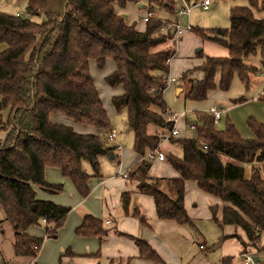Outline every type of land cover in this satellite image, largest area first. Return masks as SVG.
<instances>
[{"label":"trees","instance_id":"trees-1","mask_svg":"<svg viewBox=\"0 0 264 264\" xmlns=\"http://www.w3.org/2000/svg\"><path fill=\"white\" fill-rule=\"evenodd\" d=\"M16 1L25 3L27 18L0 12V45L6 47L0 52V132L6 133L0 139V222H8L12 228L14 254L35 259L44 239L29 236L27 230L43 225L45 220V239H55L70 212L67 207L37 198L36 189L48 194L62 191L61 184L45 181L44 169L60 170L80 197L86 198L89 179L99 175V159L113 152L105 137L112 128L110 119L89 68L93 61L102 70L107 59L112 60L114 69L105 77V84L111 89L122 88L121 94L111 97L110 105L117 115H125V125L133 136V152L141 158L129 177L136 180L141 194L153 198L158 219L193 227L184 195L185 183L194 182L200 191L222 203L220 221L216 209L210 210L219 229H240L246 241L236 235L230 237L237 238L241 248L249 244L257 253H264V248L256 246L264 233V166L262 172L255 169L250 177H245L241 166L264 163V123L249 117L247 128L252 138L244 139L230 121L218 131L212 116L198 112L192 137L169 139L180 148L181 156L168 153L166 161L180 177L147 178L152 163L145 157L160 148V135L173 126L167 121L163 92L175 54V23L158 18L154 6L174 15V0H146L150 17L143 32L127 25L125 17L115 12V6L124 9L139 0ZM246 1L247 7L230 8L227 29L190 31L225 47L228 57L199 54L204 60L199 68L202 79L194 82L182 78L184 100L203 102L210 91L227 92L235 75L249 90L252 78L264 72V18L255 16V11L264 12V0ZM30 16L44 20L36 23ZM250 58L260 59L258 68L246 65ZM257 101L264 110V90ZM54 115L101 135L78 134L69 126L51 123ZM84 162L92 176L83 171ZM128 205L129 194L124 193L121 206L125 212ZM134 216L145 224L137 213ZM75 235L103 240L107 230L101 220L87 215ZM126 237L137 247L139 259L163 264L147 243ZM246 253L242 250L240 256ZM231 263L229 257L218 262ZM0 264H4L1 259Z\"/></svg>","mask_w":264,"mask_h":264},{"label":"crops","instance_id":"crops-1","mask_svg":"<svg viewBox=\"0 0 264 264\" xmlns=\"http://www.w3.org/2000/svg\"><path fill=\"white\" fill-rule=\"evenodd\" d=\"M141 1H143L141 8H138L137 4H128L124 9H119L115 6L116 14L124 16L126 24L134 25L138 32H143L145 30V18L148 13L147 2H144V0ZM137 9L139 11H137ZM140 10L143 12H140ZM125 12H127V15H123ZM155 15L157 16L156 12ZM178 18L180 17H177V19ZM186 20L187 24H189L190 17L186 18ZM187 33L188 32H184L183 35ZM183 35L178 40H181ZM189 41H196V45L201 46V49L195 52V54L185 56L184 58L177 54V50L175 51L174 56L169 62L167 74V79H174L175 82L167 85L163 92V99L167 111L171 115L177 117L175 128L178 131V136L174 139L190 138L186 136L187 130L190 131L187 124L196 121L195 113L201 112L200 106L204 103L210 104L207 109H204V112H208L211 108H217L222 112L221 119L223 117L227 118V114L236 108L249 105L258 106V104L262 106L257 100L260 93L264 90V82L261 78H258V76L252 79V85L249 90L245 89L244 85L235 75L230 89L234 88L236 90L234 93L231 90L226 94L227 97H219L221 91L214 90L208 93L207 101L205 100L206 102L184 100L185 82L182 78L185 76V80H192L194 82L202 79L199 68L203 65L204 60L198 57L199 54L211 58L228 57V51L225 47L200 38L196 39L190 37V39L185 40V43ZM5 49L6 47L4 45H0V52ZM178 49L180 50V46H178ZM247 63L258 68L260 59L252 58ZM106 66H108L107 70H105ZM89 68L93 82L100 95L97 82L105 84L104 79L113 71L114 64L112 60L107 59L103 69L99 70L96 64L90 61ZM219 78L220 75L218 73L215 77L216 84H218ZM236 84L238 86H236ZM110 90L111 94H109L108 97L109 101L112 96L122 93L121 87L115 89L110 88ZM212 96L215 101H210L209 97ZM240 98H243L241 103L235 102ZM187 114L190 115L189 122L186 119ZM183 118L184 121H182L183 124L181 125V120H183ZM62 119L64 120L67 118L54 115L50 117V122L69 126L78 134L101 135L99 131L92 128L72 125L70 119H67L69 124L62 123L60 121ZM112 128L115 129L114 126H112ZM115 131V139L108 142V146L113 149V152L109 156H104L99 159L100 172L97 177H91L89 179V194L86 198L80 197L73 184L62 176L60 170L49 167L44 169L45 181L51 185L61 184L62 191L59 194H48L36 189L37 198L67 207L70 209V212L63 226L57 231L55 239H45L43 225L34 226L27 230L26 233L29 236L37 239H44L41 249L35 259L18 257L14 254L12 228L8 222H0V259L4 264H10L13 261L16 262V264H157L139 259L137 247L134 242L126 236H131L147 243L158 254L163 264L180 263L176 256V251L172 249L173 244L176 242L177 237L183 238L184 236H189V234L185 226L179 225L171 220L158 219L153 198L141 194L137 189L136 180L129 177V175L135 171L141 158L132 150L130 154L124 153L123 147L121 146V133L118 132V129H115ZM159 133H162V131ZM5 137L6 133L0 132V139H4ZM112 143H114L113 147L109 145ZM160 150L167 151L176 157L181 156V150L178 149V146L169 141L164 142L160 146ZM163 153L166 154L165 152ZM111 156L113 157L112 159ZM118 159V163L114 166V160ZM102 165L103 167L108 165L112 168L106 173L108 168H101ZM103 169L105 170L103 171ZM83 171L92 176L91 169L89 173L88 170L86 171L83 169ZM123 174H125L127 178H123ZM179 177L180 174L170 167L166 161L152 163L147 175L149 179H176ZM124 193L129 194L127 212H125L121 206V199ZM184 207L189 218L193 222V228H195L196 225L197 227L204 225V222L212 221L211 208L216 209V218L218 221L221 220L222 203L218 199L200 191L194 182L185 183ZM135 213L144 219V225L134 216ZM87 215L102 221L103 228L107 230V235L103 240H99L97 237H79L75 235L76 228L82 224L83 218ZM229 227L232 228L231 226H226L219 229L222 235H224L221 250L224 248L226 250H231L221 251V259L231 255H239L242 251L241 245L230 237L233 236L231 232H225L224 228ZM5 234L9 239L5 237ZM258 245L259 248L264 247V244L260 245L259 242ZM66 252H69V255H66ZM204 264L210 263L206 261Z\"/></svg>","mask_w":264,"mask_h":264},{"label":"rangeland","instance_id":"rangeland-1","mask_svg":"<svg viewBox=\"0 0 264 264\" xmlns=\"http://www.w3.org/2000/svg\"><path fill=\"white\" fill-rule=\"evenodd\" d=\"M145 1L146 0H144V2ZM188 1L194 2L196 0H188ZM210 1H211V6L208 11H203L200 8H195L192 11L190 15L189 24L194 29H202V30L227 29L229 27L228 20H229L230 8L235 7V6H242V7L248 6V3L246 0H237L233 2L230 0H210ZM137 4H143V1L139 0ZM173 4H175L174 7H175V13H176L178 8L181 6V3L179 0H174ZM147 6H148V3H147ZM154 8H156L155 12L158 18H160L161 20L169 21L175 24L177 23V25L182 28L187 25L186 18L180 17L177 19V16L175 15V13L174 15H170L169 13L165 11L163 12L162 10L157 9L156 5L154 6ZM141 10H145V9H141ZM141 10L140 12H143ZM137 11L139 10L137 9ZM0 12L6 15H10V16H15V14H17V16L19 15L22 18L28 17L25 12V3L18 2L16 0H0ZM123 15H127V12H125ZM255 16L258 18H264V12L255 11ZM29 18L31 19V21L36 22V23L43 22L44 20L42 17H36V16H30ZM190 37L199 39L198 36L194 34V32H188L187 34H184L181 40L175 39L176 43L174 44V50L175 51L177 50V54H179L183 58L185 56H191L195 54V52L201 49V46L196 45V41H189L188 43H185V40L190 39ZM178 46H180V50L178 49ZM251 59L252 58L248 59V61H250ZM246 65L254 67L248 64L247 62H246ZM107 69H108V66H106L105 70ZM258 78H261V80H263L264 82V73L261 76H258ZM97 86H99L100 98L102 99L104 108L106 109L108 113L111 126H114L115 129L116 130L118 129V132L121 133V140H122L121 146L123 147L124 153L130 154L131 150L133 151L132 149L133 136H132V132L129 131L125 125V115L124 114L117 115L111 108L110 101L108 99L109 94H111L110 88L107 85L103 83L100 84L98 82H97ZM236 86L238 85L236 84ZM185 89H186V86L184 87V91ZM231 90L234 93L236 89L229 88L227 92H221L220 96L219 95L218 96L227 97L226 94H228ZM209 99L210 101H212L213 96L209 97ZM209 105L210 104H205V103L202 104L200 106L201 107L200 111L207 114L208 112H204V109H207ZM189 114H187V118H186L188 122L190 121ZM4 116L6 117L7 114H4ZM60 117L64 118V116H61V115ZM249 117L254 118L259 123H264V110L262 106L258 104V106L249 105V106H245L242 108H236L227 114V118L223 117L221 121L217 122L215 124V127L218 131H221L224 129L226 121H230L236 127L237 131L239 132L242 138L251 139L252 135L247 128V120ZM60 121L62 123L69 124V121L67 119H64V120L62 119ZM182 121H184V118L183 120H181V125L183 124ZM71 124L75 126H79L73 123V121ZM153 131H154V128H151L149 132L153 133ZM193 133L194 132L187 130L186 136L192 137ZM109 145L113 147L114 143L109 144ZM178 149L180 148L178 147ZM162 152H165L166 153L165 155L168 154L167 151H162ZM118 161L119 159L114 160L113 162L115 164L114 166H116ZM233 164L236 166L241 165L237 162H233ZM241 166L243 167L245 171V177H250V175L255 169H258L262 172L264 163L241 165ZM82 168L86 171L88 170V173L90 172V166L87 162H84L82 164ZM101 168H108L106 172L108 173L109 169L112 167L108 165L103 167L102 165ZM104 170L105 169H103V171ZM262 177L264 178V175H262ZM185 228L189 236H184L183 238L177 237L176 242L173 244V248H172L176 251L175 252L176 256L178 257L180 261V263L178 264H204L206 261H208L210 264H217L221 259L220 257L221 251H231L230 249L226 250L225 248L221 250L222 242L224 241L223 239L224 235H222L221 231L219 230V227H217L215 222L208 221V222H204V225H201L198 227L196 225L195 228L191 226H185ZM224 230L225 232H231V235H236L240 239L245 241V236L240 229L235 228V227H232V228L229 227V228H224ZM5 237H6V234H5ZM6 238L9 239L8 237ZM233 239L236 240L240 244L237 238H233ZM258 242L260 243V245L264 244V234L263 233L261 234ZM256 246L258 249L264 248V247L259 248L258 243L256 244ZM242 250L243 252H249L253 254L254 257H257L258 264H264V253L262 254L257 253L256 249H253L249 244L246 245L244 248H242ZM239 255L228 256L229 258H232L231 264H242V258L239 257ZM10 264H16V262L13 261Z\"/></svg>","mask_w":264,"mask_h":264},{"label":"built area","instance_id":"built-area-1","mask_svg":"<svg viewBox=\"0 0 264 264\" xmlns=\"http://www.w3.org/2000/svg\"><path fill=\"white\" fill-rule=\"evenodd\" d=\"M181 3V6L178 8L177 12H176V16L177 17H186L189 18L190 14L192 12V10H194L195 8H200L203 11H208L209 7L211 5V1L210 0H196L194 2L189 3L186 0H179ZM150 15H147L145 18V21L147 18H149ZM171 26L169 25L167 27V29H170ZM192 30V27L187 24L185 27H179L177 25V23L173 26V33L175 34V39L178 40L179 38H181V36L183 35L184 32H190ZM175 82L174 79H167V85L173 84ZM263 92V91H262ZM262 92L260 93V95L262 94ZM168 112V111H167ZM208 114L210 116H212L214 123L216 124L217 122L220 121L221 119V115L222 112L220 110H218L217 108H211L208 111ZM167 121L172 122L173 126L172 128L168 131V132H163L160 135L161 141L166 142L169 141V139H174L178 136V131L175 128V124L177 122V117L171 115L169 112L167 113ZM187 127L190 131L194 132L195 130V125L193 122H190L187 124ZM106 137V142H111L115 139L116 137V131L115 129L111 128L107 134L105 135ZM145 160H147V162L149 163H154V162H165L166 161V157L165 154L160 150V148L152 150L151 152H148V154L145 157ZM123 178H127V176L125 174L122 175ZM43 225H46L47 223L45 222V220L42 221ZM242 258V264H254L253 263V254L251 253H246L242 256H240ZM258 264V262H257Z\"/></svg>","mask_w":264,"mask_h":264},{"label":"water","instance_id":"water-1","mask_svg":"<svg viewBox=\"0 0 264 264\" xmlns=\"http://www.w3.org/2000/svg\"><path fill=\"white\" fill-rule=\"evenodd\" d=\"M137 6H138V8H141L142 7V5L141 4H137ZM113 157L111 156V159H112ZM257 262H258V258L257 257H254L253 258V263L254 264H257Z\"/></svg>","mask_w":264,"mask_h":264}]
</instances>
